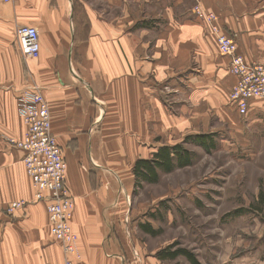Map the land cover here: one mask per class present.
<instances>
[{
    "label": "crops",
    "instance_id": "obj_1",
    "mask_svg": "<svg viewBox=\"0 0 264 264\" xmlns=\"http://www.w3.org/2000/svg\"><path fill=\"white\" fill-rule=\"evenodd\" d=\"M194 1L0 0V264H64L59 243L48 236L45 201L33 200L23 152L7 141L25 132L17 95L29 76L47 100L52 135L67 141L62 153L65 185L74 202L70 224L77 236L76 264L136 263L134 240L119 231L128 218V195L115 177L122 168L106 157L114 152L112 145L98 139L127 137L128 145L118 146L121 153L146 152L139 141L152 139L154 126L162 131L171 118L164 82L181 93V110L206 106L230 131L237 129L235 136L250 154L254 144L264 146V98L250 99L244 117L232 116L236 110L228 95L235 77L228 72L229 57L218 52L214 35L192 17ZM197 1L218 15L223 32L237 34L239 53L264 60V1ZM134 2L155 6L158 29L149 17L122 24L121 13L133 15ZM137 22L143 31H137ZM19 24L39 33V54L27 63L15 39ZM170 57L193 60L194 67L185 69L182 79L168 80ZM181 116L172 121L177 130L184 129ZM70 139L80 143L78 148L68 149ZM71 154L79 155L77 160ZM17 200L26 204L8 214L6 208ZM140 260L162 264L142 254Z\"/></svg>",
    "mask_w": 264,
    "mask_h": 264
},
{
    "label": "rangeland",
    "instance_id": "obj_2",
    "mask_svg": "<svg viewBox=\"0 0 264 264\" xmlns=\"http://www.w3.org/2000/svg\"><path fill=\"white\" fill-rule=\"evenodd\" d=\"M248 1L263 2L264 0ZM133 4L136 8L132 13L133 15L129 17L128 11L121 13L122 24L128 25L127 21H132L133 18L140 21L149 17V19L154 20V28H159L160 18H154L152 13V9L153 12L155 9L154 5L141 2H134ZM191 5L192 17L205 25L207 30L214 35L216 43L217 36L225 34L234 40L238 51L237 34L235 32L229 34L223 32L218 25V15L213 10L203 8L197 0L194 3L191 2ZM186 15L187 12L185 11ZM106 18L108 19L107 14ZM109 18L112 19V15ZM136 25L138 32L144 30L140 29L143 26H140L138 22ZM217 50L219 52L218 43ZM239 54L243 59L245 58L244 55ZM245 59L244 61L248 64L253 62L264 64V60ZM24 60L27 63L29 59ZM194 63L193 60L182 62L176 57H170L167 64L170 75L168 80H175L177 77L182 79L184 70L193 68ZM228 72L233 75L229 66ZM152 80H155L154 77ZM158 80L160 82L167 81ZM236 81L235 77V83L228 95V102L235 110L236 107L230 101V94ZM167 82H164V86L168 94V106L171 112L169 125L167 128L163 126L162 131L154 126L152 139L139 141L138 144L146 152L121 153L118 146L120 144L122 146L128 145L127 137L98 139L100 143L112 145L111 150L114 152L106 155V157L118 162L116 166L122 168L115 171V177L121 180V184L128 195L127 203H124L127 206L128 218H124V223L122 221L119 224V231L126 232L127 237L130 235L131 239L134 240L133 254L135 255L136 251L139 255H135V258L137 257L135 264H141V254L144 258L156 257L157 251L169 245L187 249L200 264H264V201H258L259 192L262 191L264 195V146L254 144L250 149L255 150V153L250 154L247 145L242 144L244 141L235 136L234 132L237 129L230 131L226 126L227 123L217 119L214 111L206 106H198L194 109H188L184 106L181 110L178 107L179 100L182 99L181 93L176 87L167 85ZM30 86L43 95L41 87L30 76L28 79L26 78V85L18 90L17 95L18 114L22 121L23 114L19 95ZM245 114L241 115L237 110H233L232 116L239 119ZM179 115H183L179 119L184 120V129L177 130L172 121L174 116ZM201 134L212 135L216 145L207 151L194 144L193 138ZM12 139L16 138L9 137L8 143L18 148ZM55 140L61 151L64 152L63 148L67 146V141L63 143L56 138ZM68 142L71 145L68 147L70 150L78 148L80 144L76 139H70ZM133 145H136L134 138H132ZM175 145H179L192 153L188 165L175 166L169 172L158 169L156 182L143 180L135 173L134 165L137 160H150L158 149ZM145 147L146 149H143ZM18 149L22 150L21 148ZM22 152L24 156V151L22 150ZM71 156L77 160L79 155L71 154ZM86 158L88 161L92 160L90 155H86ZM104 160L100 159V161ZM174 163L176 162L174 161ZM17 201L23 202L22 207L26 204L24 200ZM140 224H148L152 229H158V232L150 234L145 229H141ZM47 226L48 236L56 241L50 233L49 222ZM114 227L113 231H116L118 226L114 225ZM61 253L64 262L62 249ZM161 263L190 264L183 256H177L173 260H164Z\"/></svg>",
    "mask_w": 264,
    "mask_h": 264
},
{
    "label": "built area",
    "instance_id": "obj_3",
    "mask_svg": "<svg viewBox=\"0 0 264 264\" xmlns=\"http://www.w3.org/2000/svg\"><path fill=\"white\" fill-rule=\"evenodd\" d=\"M16 41L24 59L37 57L40 50L39 33L32 25H17ZM219 52L229 57L230 72L237 81L230 94V101L239 114L244 115L252 98L264 97V64L244 61L234 40L225 35L217 36ZM32 86L19 95L26 131L21 139H12L24 151L23 164L30 177L34 200L46 204L50 233L59 243L65 264H76V233L70 220L73 199L65 185L66 161L51 133L48 104L43 95ZM23 205L13 201L6 208L12 214Z\"/></svg>",
    "mask_w": 264,
    "mask_h": 264
},
{
    "label": "trees",
    "instance_id": "obj_4",
    "mask_svg": "<svg viewBox=\"0 0 264 264\" xmlns=\"http://www.w3.org/2000/svg\"><path fill=\"white\" fill-rule=\"evenodd\" d=\"M192 141L194 144L199 145L207 151L216 145L213 136L210 134L196 135ZM191 158L192 153L179 145L172 147H162L158 149L157 153L154 154L152 159L137 160L134 165V171L141 179L149 182H156L158 179V169L169 172L173 170L175 166L181 167L188 165L191 161ZM174 161L176 163H174ZM258 201H264V195L262 194V191H260L258 194ZM139 226L141 229H145L150 234H155L158 232V229H152L148 224H140ZM155 256L160 261L173 260L177 256H183L189 261L190 264H200L190 251L185 248L174 247L172 245L160 249L157 251Z\"/></svg>",
    "mask_w": 264,
    "mask_h": 264
}]
</instances>
